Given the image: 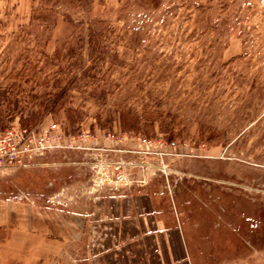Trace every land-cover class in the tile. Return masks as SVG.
Here are the masks:
<instances>
[{
    "label": "rangeland",
    "instance_id": "obj_1",
    "mask_svg": "<svg viewBox=\"0 0 264 264\" xmlns=\"http://www.w3.org/2000/svg\"><path fill=\"white\" fill-rule=\"evenodd\" d=\"M53 124L0 200L171 178L217 209L213 263L264 264V0H0V138Z\"/></svg>",
    "mask_w": 264,
    "mask_h": 264
},
{
    "label": "crops",
    "instance_id": "obj_2",
    "mask_svg": "<svg viewBox=\"0 0 264 264\" xmlns=\"http://www.w3.org/2000/svg\"><path fill=\"white\" fill-rule=\"evenodd\" d=\"M83 150L100 156L138 152ZM175 182L152 176L66 200L57 193L47 197L53 204L28 194L1 199L5 248L14 250L21 264H65L66 258L73 264H217L212 260L219 247L217 209Z\"/></svg>",
    "mask_w": 264,
    "mask_h": 264
},
{
    "label": "built area",
    "instance_id": "obj_3",
    "mask_svg": "<svg viewBox=\"0 0 264 264\" xmlns=\"http://www.w3.org/2000/svg\"><path fill=\"white\" fill-rule=\"evenodd\" d=\"M60 129L59 125L53 124L49 128V134L37 133L35 130L28 131L26 129H11L6 134L13 137L0 138V169L13 165L22 161L23 158L31 155L42 156L52 148L57 147V139L52 137L55 131ZM15 136L18 141L15 142Z\"/></svg>",
    "mask_w": 264,
    "mask_h": 264
},
{
    "label": "trees",
    "instance_id": "obj_4",
    "mask_svg": "<svg viewBox=\"0 0 264 264\" xmlns=\"http://www.w3.org/2000/svg\"><path fill=\"white\" fill-rule=\"evenodd\" d=\"M22 123H24V122L22 121ZM25 123H26V122H25ZM25 123H24V124H25ZM25 125H26V124H25Z\"/></svg>",
    "mask_w": 264,
    "mask_h": 264
}]
</instances>
